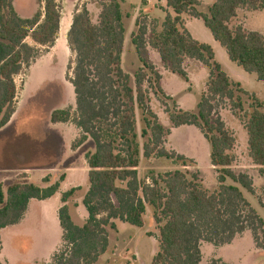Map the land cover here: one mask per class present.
<instances>
[{
    "label": "trees",
    "instance_id": "obj_1",
    "mask_svg": "<svg viewBox=\"0 0 264 264\" xmlns=\"http://www.w3.org/2000/svg\"><path fill=\"white\" fill-rule=\"evenodd\" d=\"M102 0L96 22L88 9L76 12L68 31L75 52L73 75L69 77L75 93L74 121L81 130L78 142L90 139L94 146L86 153L89 166V188L83 204L88 217L83 224L73 221L67 202L80 187L62 192L58 217L62 228L59 247L50 264H93L108 249V227L117 229L116 220L143 226L146 204L154 208L159 247L151 264H201L203 241L217 246L231 244L250 230L258 247L264 248V219L252 207L241 188L254 193L252 177L236 172L233 149L236 137L220 110L230 105L242 117L248 133L249 155L257 166H264V103L254 98L252 111L241 116L244 104L240 93L246 92L215 59L213 47L192 36L185 26L184 14L201 19L231 60L244 70L264 80V34L231 26L239 9L258 11L264 0H214L201 9L203 0H165L162 28H149L146 20H136L131 33L141 67L132 82L122 66L125 41L122 2ZM42 9L30 17L21 16L13 0H0V129L6 126L16 110L18 87L15 76L24 65L34 61L37 45L54 42L61 25V6L57 0H40ZM143 3H146L143 0ZM30 37L36 45L26 41ZM150 48L159 52L164 66L189 81L184 66L186 58L198 60L209 68L206 89L196 112L184 110L174 102L172 110L162 100L173 127L195 125L211 144V164L218 172V187H203L196 173L176 169L152 177L150 184L139 177L141 155L187 158L164 146L166 128L149 105L150 89L161 94V74L151 59ZM148 83L149 87L146 86ZM157 94V92H156ZM172 99L171 96H165ZM137 110L144 126L140 136L136 129ZM71 108H57L50 120L68 122ZM190 174V176H189ZM63 178V176L61 177ZM231 179L234 183L229 184ZM60 182L40 186L16 180L6 187L0 184V232L19 223L31 199H47L59 191ZM264 206V205H263ZM0 264H3L0 261ZM206 264H227L213 258Z\"/></svg>",
    "mask_w": 264,
    "mask_h": 264
},
{
    "label": "rangeland",
    "instance_id": "obj_2",
    "mask_svg": "<svg viewBox=\"0 0 264 264\" xmlns=\"http://www.w3.org/2000/svg\"><path fill=\"white\" fill-rule=\"evenodd\" d=\"M57 1L61 6L63 21L56 39L48 45H37L39 53L36 59L25 64L21 73L15 76L18 87V98L15 105L17 107L19 104V115L15 121L14 133L18 140L23 141L25 147L27 145L30 148L35 145L38 147L39 142H42L41 138L46 135L43 129L47 126V121L50 122V114L54 109L71 108L74 119L76 115L75 93L69 77L73 75L70 65H74L75 52L70 46L68 31L73 15L84 8L89 10L91 18L96 22L102 2V0ZM205 1L212 4L214 0ZM13 4L23 17L35 15L43 6L40 0H13ZM164 4L165 0H149L148 4L143 3V0H124L122 2L125 41L121 66L131 76L132 82H134L135 73L141 67V61L131 42V33L137 29L136 20H146L149 28L156 27L157 30H160L165 17V11L161 9ZM203 4L201 9H206L207 5ZM187 18L185 26L192 36L213 47L215 59L230 77L239 82L246 91L240 93L244 104V110L240 111V115L243 116L252 111L251 104L254 98H258L264 103V80L258 79L255 73L247 72L237 62L231 60L226 48L215 39L201 19L190 18V16ZM237 25L264 34V8L258 11L239 9L237 17L231 22L232 27ZM26 41L36 45L30 37ZM150 49L153 51L154 64L157 62L156 69L161 74L162 83L160 82V85L163 84L161 87L164 94H161L155 86L153 90L146 83L150 89L149 105L159 121L166 128H170L169 133L165 136L164 146L169 151L183 154L187 158V165L184 166L183 162L176 158L155 156L147 158L142 154L139 177L150 184L153 176L180 169L190 174L196 173L203 187L213 191L218 187L219 182L218 172L211 164L209 140L195 125L173 127L162 104V100L166 101L173 110L174 102H176L180 108L196 112L198 101L207 86L209 68L198 60L186 58L184 65L190 77L189 81H186L181 75L171 72L164 66L157 50ZM165 96H171L172 99H167ZM220 112L227 127L233 131L236 137V145L233 149L236 160L232 168L236 172H246L252 177L255 192L251 193L239 184L237 185L252 207L264 219V166L255 165L249 155L248 133L242 117L235 115L231 111L230 105H225ZM136 113V129L139 141L143 144L147 138L140 136L144 126L142 114L140 110H137ZM73 119L72 121L75 122ZM78 141L75 139L71 145L74 144L77 147L80 145ZM92 145L91 142L88 143L87 147L84 146L85 150H90ZM5 148V144L0 145V181H5L12 175V172L26 163L34 161L30 152L28 154L19 153L17 159H11L9 155L3 154ZM34 180L36 182L38 179L34 177ZM74 181L79 184L80 189L67 204L73 221L83 224L88 217V212L83 204L84 195L89 188L88 172L83 179L79 175V178ZM227 183L234 182L228 179ZM69 188L63 187V191ZM61 204L60 193L47 199H32L24 218L19 223L1 230L0 261L3 264H50L51 255L61 242L62 229L58 217ZM153 212V206L146 204L143 226H136L117 219V229L107 228L108 249L93 264H151L159 247V234ZM202 249V264L208 263L213 258L221 259L227 264H264V248L256 245L250 230H247L242 238L241 236L237 238L231 246L215 247L214 244L203 241Z\"/></svg>",
    "mask_w": 264,
    "mask_h": 264
},
{
    "label": "crops",
    "instance_id": "obj_3",
    "mask_svg": "<svg viewBox=\"0 0 264 264\" xmlns=\"http://www.w3.org/2000/svg\"><path fill=\"white\" fill-rule=\"evenodd\" d=\"M145 1L146 4L149 3V0H145ZM203 3H205L207 6L210 5V3L208 1L206 2L205 0H203ZM163 6H165V4ZM187 16L189 15L184 14L185 23L188 20ZM190 18H194V17L190 16ZM62 21L63 20L61 17V26H62ZM152 53L153 51L150 49L151 59H152ZM155 64H157V62ZM161 86L163 87V84H161ZM18 115H19V104L17 105L16 110L13 113L9 123L0 129V145L5 144L6 147L5 148L6 150L3 151V154L7 156L9 155L11 159H15V158L17 159L19 153L28 154V152H30V154H32L33 156L34 161L26 163L25 165L21 166L23 169L20 167L15 172H12L11 173L12 175L10 176L11 178L9 177L5 181L1 180L0 184L6 187L10 183L19 180L23 182H34L36 184L39 182L38 185L44 187L59 181L60 186H59V191L57 193H60V198L62 192H64L63 187H70V188L79 187V184L75 182L74 179L79 178V175H81L83 179L86 172H89L86 153L88 151H92L94 149V146L92 145L90 150H85L87 144L91 142L90 139H88L83 143H80V145H78L77 147H75L74 144L71 145L75 139L79 140L81 137V130L75 124V122L72 121L73 118L68 122L54 123L51 120L50 122L47 121V126L43 129V132L46 135L45 137L41 138L42 142H39L38 147L35 145V147L32 146V148H30L28 145L27 147H25L23 141L18 140L16 134L14 133L15 121ZM84 146L86 147L84 148ZM83 153L85 154L81 156ZM81 159H83V161H81ZM25 166L27 168H24ZM62 176L63 178H61ZM34 177L38 179L37 180L38 182L37 181L35 182ZM60 187L62 188L60 189ZM62 204L60 205V207L62 206ZM26 214L27 211L25 215ZM245 232L237 236L231 244H226L222 246L214 245V246L215 247L231 246L236 241L237 238H239L240 236L242 238ZM0 236H1V232H0ZM201 249H202V245H201ZM202 262H203V249H202L201 264Z\"/></svg>",
    "mask_w": 264,
    "mask_h": 264
}]
</instances>
